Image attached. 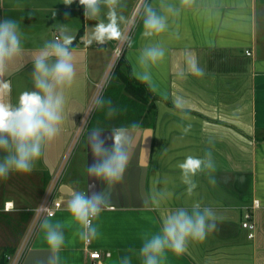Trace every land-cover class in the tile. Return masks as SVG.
Segmentation results:
<instances>
[{"label": "crops", "instance_id": "1", "mask_svg": "<svg viewBox=\"0 0 264 264\" xmlns=\"http://www.w3.org/2000/svg\"><path fill=\"white\" fill-rule=\"evenodd\" d=\"M137 1L122 0L118 14L127 21ZM148 3L168 16L166 31L145 37L141 18L124 51L125 66L107 79L117 39L89 43L96 26L109 23L106 8L90 19L81 14L78 0L70 7L64 0H0V19L17 21L24 47L2 78L10 81L6 99L13 104L21 92L32 89L30 55L55 39L61 25L75 37L84 30L72 45L77 75L65 89L60 133L47 144L32 172L0 179V262L5 249L23 242L34 209L75 144L55 195L61 207L51 216L53 223L66 222L58 264H119L129 250H139L145 234L159 232L171 211L190 209L197 202L214 210L216 229L203 241L190 243L182 255L168 252L163 264H264V0H193L191 6H181L180 0ZM161 4H171L178 12L169 14ZM125 24L118 25L121 33ZM153 45L164 49V57L148 66L150 80L141 82L133 71H140V55ZM189 59L204 70L203 76L187 71ZM180 69L185 70L183 78L177 76ZM106 79L100 96L116 109L111 117L107 104L102 109L94 105L90 112ZM178 99L182 109L176 107ZM82 122L86 127L74 143ZM94 130H100L109 144L116 131L137 143V150L123 182L110 194V206L93 221L98 236L83 242L65 203L72 190L91 194L103 187L87 171L92 162L88 136ZM209 151L215 168L192 177L196 187L189 193L178 165L188 156L204 157ZM138 160L144 166H138ZM210 176L215 185L209 183ZM252 208L256 229L251 239L242 221ZM94 250L101 258L90 257ZM50 256L38 226L22 264H49ZM133 264L141 262L134 257Z\"/></svg>", "mask_w": 264, "mask_h": 264}, {"label": "clouds", "instance_id": "2", "mask_svg": "<svg viewBox=\"0 0 264 264\" xmlns=\"http://www.w3.org/2000/svg\"><path fill=\"white\" fill-rule=\"evenodd\" d=\"M76 2L77 0H64L68 7ZM192 2L193 0H180L181 6H191ZM78 3L82 6L84 15L90 19L99 17L102 8L108 10L109 23L98 24L89 43L92 40L103 43L106 39L120 38L118 25L127 22L124 16L118 14L122 0H78ZM161 7L169 14L178 12L171 4H161ZM141 18L145 37L161 34L168 27V16L162 15L147 0H142ZM74 39L75 36L70 34L67 27L61 25L55 39L45 42L43 47L30 55L32 89L21 92L13 104L6 99L11 92L10 81L2 78L24 54L22 33L14 19H0V179H7L12 173L32 172L47 144L60 133L65 119V89L74 83L77 75L76 51L72 47ZM163 57L164 49L158 45L144 48L139 58L140 71L134 70L133 76L141 82H148V66ZM187 71L197 77L204 75V70L192 59L187 61ZM177 76L183 78L185 70H178ZM93 103L100 109L107 104L109 117L116 114L111 101H105L100 95L94 98ZM176 107L183 108L181 100L176 101ZM187 130L186 128L185 131ZM88 147L92 156L88 174L103 187L91 194L72 190L65 203L70 220L78 226L76 234L83 242H89L98 236L93 221L110 206V194L123 182L124 174L136 155L137 143L114 131L109 144L100 130H94L88 136ZM143 151L147 153L148 148L145 147ZM138 166H144V162L138 160ZM178 167L181 169L183 182L189 186L188 192L191 193L196 187L192 177L199 172L214 169L215 163L209 151L204 157L188 156ZM209 183L215 185V178L210 176ZM41 209L43 211L39 228L51 250L49 264H58V254L65 243L66 222L53 223L47 206L41 205ZM215 229L216 216L211 207H202L198 202L190 209L178 207L166 215L159 232L145 234L139 250H129L119 264H133L134 257L141 264H163L168 252L182 255L190 243L203 241Z\"/></svg>", "mask_w": 264, "mask_h": 264}, {"label": "built area", "instance_id": "3", "mask_svg": "<svg viewBox=\"0 0 264 264\" xmlns=\"http://www.w3.org/2000/svg\"><path fill=\"white\" fill-rule=\"evenodd\" d=\"M149 0H147L148 2ZM141 8H142V0H138L135 6L133 7L131 13L129 14V17L127 19V22L122 30L120 38L117 39L116 45L114 47V56L111 64L109 65L108 68V76L107 79L109 78V75L113 72L119 58L122 56L123 52L125 51L127 45L129 44L132 36L134 35L135 31L137 30V27L139 25V22L141 20ZM247 54H251V52L247 51ZM107 79L105 80L104 84H101L99 87V92L98 95L101 94V90L104 88L105 83L107 82ZM94 108V104L91 107V111ZM84 126L82 127V133L84 131V128L86 127V122H84ZM75 144L72 147H69V149L66 151L62 162L60 163L57 172L53 176L49 188L46 191L43 200L41 204H39L35 209H34V218L33 221L30 225V227L27 230V233L25 235V238L23 242L18 246L14 253L8 254V260L9 264H22V261L24 259V256L27 252L28 246L32 241L33 235L38 229L39 222L42 218V209L41 205H46L48 209V213L51 214V216H54L56 214L57 209L61 207V202L60 201H55V195L58 190L60 181L63 177V174L65 172L66 166L70 160L71 154H72V149L74 148ZM254 204H258V200L253 203V208ZM253 208L248 209L244 215V219L242 221V227L248 230V236L249 238H254L255 237V229H256V224L253 221ZM90 242V241H89ZM90 257L93 259H99L101 258V253L98 250L90 251Z\"/></svg>", "mask_w": 264, "mask_h": 264}, {"label": "trees", "instance_id": "4", "mask_svg": "<svg viewBox=\"0 0 264 264\" xmlns=\"http://www.w3.org/2000/svg\"><path fill=\"white\" fill-rule=\"evenodd\" d=\"M80 11H81V14L84 15V12H83V8L82 6H80ZM83 28H81L76 37H75V40H74V44L76 43V41L83 35ZM73 44V45H74ZM127 65V64H126ZM125 66V60H124V52L122 54V56L119 58L116 66H115V70H114V74H113V78L118 74V72L123 69V67ZM140 87L144 90V87L142 85H140ZM15 251V248H7L4 250L3 254H2V257H1V262L0 264H9V260H8V257L7 255L8 254H11V253H14Z\"/></svg>", "mask_w": 264, "mask_h": 264}, {"label": "rangeland", "instance_id": "5", "mask_svg": "<svg viewBox=\"0 0 264 264\" xmlns=\"http://www.w3.org/2000/svg\"><path fill=\"white\" fill-rule=\"evenodd\" d=\"M113 56H114V52H113ZM112 58V57H111ZM112 60H113V58H112ZM112 62V61H111ZM113 94V89H111V95ZM84 122H82L81 124H80V126H79V128H77V130H76V132H75V136H74V139H73V142L75 143V141H77V143H78V141H79V139L82 137V127L84 126ZM76 143V144H77Z\"/></svg>", "mask_w": 264, "mask_h": 264}]
</instances>
